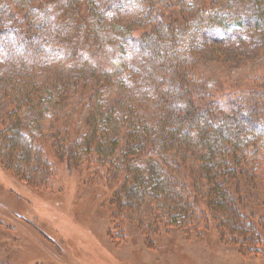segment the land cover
Masks as SVG:
<instances>
[{
	"label": "trees",
	"instance_id": "16d2710c",
	"mask_svg": "<svg viewBox=\"0 0 264 264\" xmlns=\"http://www.w3.org/2000/svg\"><path fill=\"white\" fill-rule=\"evenodd\" d=\"M120 10L137 25L112 26ZM244 30L257 33L264 52V0H0V150L22 178L53 166L51 152L120 170L106 179L110 188L102 185L114 219L166 207L175 225H207L209 213L213 227L257 254L264 197L247 186L257 179L250 164L264 153V74L210 88L201 66L210 42L229 44ZM130 48L140 55L133 68L147 108L115 122L112 111L107 121L100 111L81 120L95 91L120 86ZM57 57L79 65L78 81L54 82L42 70ZM191 166L200 186L187 182Z\"/></svg>",
	"mask_w": 264,
	"mask_h": 264
},
{
	"label": "rangeland",
	"instance_id": "374dc122",
	"mask_svg": "<svg viewBox=\"0 0 264 264\" xmlns=\"http://www.w3.org/2000/svg\"><path fill=\"white\" fill-rule=\"evenodd\" d=\"M109 21L112 26L137 25L136 15L127 10L113 13ZM256 34L244 30L242 37L229 44H206L210 53L201 66L209 74L206 83L210 88L221 81L239 86L254 83L257 71L264 74V52L255 44ZM129 53L120 86L95 91L81 120L90 111L104 113L100 119L105 120L112 111L115 122L129 111L139 113L147 108L143 84L133 68L140 55L132 48ZM77 65L57 57L45 61L42 70L54 82L78 81ZM91 91L88 85L82 91L83 99ZM54 155L51 152L54 165L42 175L22 178L0 150V257L10 258L12 264H264V232L259 252L250 253L235 243L229 231L213 227L209 213L211 223L207 225H175L165 216L166 207L128 212L114 219L111 208L101 204L107 188L102 185L106 182L110 188L109 178L113 181L120 170L107 173L105 167L74 165ZM250 167L256 170L257 179L247 188L264 197V153ZM188 176L192 185L203 182L194 166Z\"/></svg>",
	"mask_w": 264,
	"mask_h": 264
}]
</instances>
